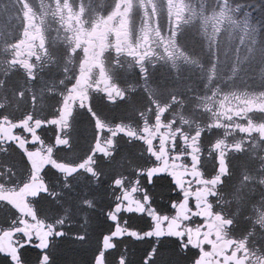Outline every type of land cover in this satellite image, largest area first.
<instances>
[{"label": "flooded vegetation", "instance_id": "flooded-vegetation-1", "mask_svg": "<svg viewBox=\"0 0 264 264\" xmlns=\"http://www.w3.org/2000/svg\"><path fill=\"white\" fill-rule=\"evenodd\" d=\"M30 11L2 45L0 264H264V96L193 117L132 17Z\"/></svg>", "mask_w": 264, "mask_h": 264}, {"label": "rangeland", "instance_id": "rangeland-1", "mask_svg": "<svg viewBox=\"0 0 264 264\" xmlns=\"http://www.w3.org/2000/svg\"><path fill=\"white\" fill-rule=\"evenodd\" d=\"M65 7L91 16L102 10L132 17L158 55L151 89L172 92L193 117L234 98L264 96V0H0V65L2 45L26 9L48 15ZM13 78L0 72V94L12 90L6 83Z\"/></svg>", "mask_w": 264, "mask_h": 264}]
</instances>
